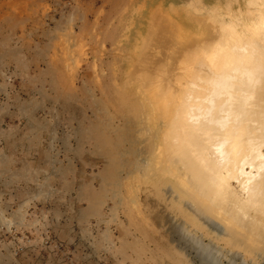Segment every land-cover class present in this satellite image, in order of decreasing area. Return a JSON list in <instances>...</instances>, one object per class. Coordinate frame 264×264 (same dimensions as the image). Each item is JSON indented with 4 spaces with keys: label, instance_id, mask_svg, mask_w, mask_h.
Listing matches in <instances>:
<instances>
[{
    "label": "rangeland",
    "instance_id": "374dc122",
    "mask_svg": "<svg viewBox=\"0 0 264 264\" xmlns=\"http://www.w3.org/2000/svg\"><path fill=\"white\" fill-rule=\"evenodd\" d=\"M187 1L0 0V264H218L233 250L264 264L262 246L195 218L155 170L152 97L177 89L185 51L168 58L166 37L180 27L192 46L205 29ZM203 1L225 18L248 8ZM177 223L223 257L201 261Z\"/></svg>",
    "mask_w": 264,
    "mask_h": 264
},
{
    "label": "bare ground",
    "instance_id": "6f19581e",
    "mask_svg": "<svg viewBox=\"0 0 264 264\" xmlns=\"http://www.w3.org/2000/svg\"><path fill=\"white\" fill-rule=\"evenodd\" d=\"M247 1V11L225 18L220 8L189 0L185 6L205 23L196 36L200 41L187 46L192 39L183 42L178 26L177 33L166 35L168 58L174 59L183 44L185 51L172 77L177 89L168 85L157 99L152 97L154 118L163 127L161 134L158 129L153 134L154 166L175 178L178 199L195 218L230 239L264 248V0ZM158 82L150 84L164 89ZM238 177L242 185L235 190L232 184ZM186 225L176 227L193 241L201 261L214 258L212 251L223 257L219 245ZM232 252V263H216L248 264L241 250Z\"/></svg>",
    "mask_w": 264,
    "mask_h": 264
},
{
    "label": "crops",
    "instance_id": "0c3cea01",
    "mask_svg": "<svg viewBox=\"0 0 264 264\" xmlns=\"http://www.w3.org/2000/svg\"><path fill=\"white\" fill-rule=\"evenodd\" d=\"M145 1V3L147 2V0H144ZM161 2H162V0H161ZM162 5V4H161Z\"/></svg>",
    "mask_w": 264,
    "mask_h": 264
}]
</instances>
